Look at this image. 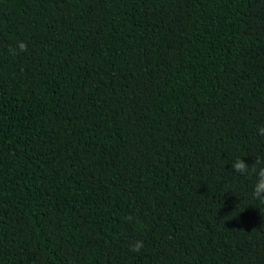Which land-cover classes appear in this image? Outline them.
<instances>
[{"label": "trees", "instance_id": "16d2710c", "mask_svg": "<svg viewBox=\"0 0 264 264\" xmlns=\"http://www.w3.org/2000/svg\"><path fill=\"white\" fill-rule=\"evenodd\" d=\"M259 128L264 0H0V264H264Z\"/></svg>", "mask_w": 264, "mask_h": 264}, {"label": "clouds", "instance_id": "9594fccd", "mask_svg": "<svg viewBox=\"0 0 264 264\" xmlns=\"http://www.w3.org/2000/svg\"><path fill=\"white\" fill-rule=\"evenodd\" d=\"M26 44L24 42L18 41L17 48L19 51L26 50ZM10 51H15V49H10ZM258 133L264 136V128H259ZM232 169L239 174L248 175L249 172L255 174V183L252 189V196L254 199L258 200L260 203L264 204V160L259 157L255 159V163L249 167L245 164L241 158H237L231 165ZM143 241L136 240L129 245L130 251H138L143 248Z\"/></svg>", "mask_w": 264, "mask_h": 264}]
</instances>
